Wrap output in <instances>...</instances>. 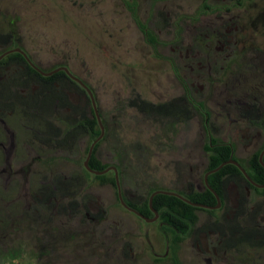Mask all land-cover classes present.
<instances>
[{
	"label": "rangeland",
	"instance_id": "374dc122",
	"mask_svg": "<svg viewBox=\"0 0 264 264\" xmlns=\"http://www.w3.org/2000/svg\"><path fill=\"white\" fill-rule=\"evenodd\" d=\"M238 1L0 0V37L41 69L65 65L89 85L104 125L94 154L140 204L153 190H202L209 134L243 166L264 143L253 115L264 117V0ZM186 100L173 118L139 108ZM11 118L0 120V264H264V244L230 245L225 228L264 220V192L227 183L221 205L197 210L172 246L158 220L120 204L112 170L84 171L86 136L40 146Z\"/></svg>",
	"mask_w": 264,
	"mask_h": 264
},
{
	"label": "trees",
	"instance_id": "16d2710c",
	"mask_svg": "<svg viewBox=\"0 0 264 264\" xmlns=\"http://www.w3.org/2000/svg\"><path fill=\"white\" fill-rule=\"evenodd\" d=\"M241 3L242 0H239L238 4ZM204 6H206V4H204ZM130 9L133 13L134 20L138 23L147 40L154 45L156 43V38L152 34V31L148 29L144 23L139 22L133 8ZM261 15L264 20V10ZM0 39L1 44L5 45L4 48L0 50V54L14 47L25 52L18 44L16 45L15 42L12 41V38H9V34L3 35ZM12 42L14 44H12ZM25 54L31 62L41 69L38 64L31 60L26 52ZM81 81L91 91L95 101V95L91 88H89V85L84 80L81 79ZM75 96L78 98L77 101L74 98ZM186 101L188 103L185 101L180 103L171 102L169 104L156 106L151 105V103L140 101L139 108L142 111H149L161 116L168 115V118H173L176 115H180L181 111L186 112L189 110L192 101ZM189 102L191 103L190 105ZM13 116L14 121L20 123L24 130H26L28 137L33 140L32 142H37V145L39 142L40 146L43 144L49 145L52 144V142L60 144L67 142L69 139L74 141L79 137L85 136L91 143L100 134V127L94 109L91 107L90 99L85 89L82 88L77 81L69 77L63 70H58L50 75H43L34 67L32 68L24 57L15 51L0 59V120H8ZM53 121H57L59 124L55 125ZM23 128L21 130H23ZM23 133H25V131H23ZM98 142L99 140L94 145L93 153L89 159V166L95 170H103L108 166L99 161L94 154ZM263 147L264 143L250 157L247 164L243 166L250 178L258 184H264V167L258 160L259 153ZM204 148L208 153V165L205 169V172H207L227 161L233 146L209 134L208 142L205 144ZM38 153L39 156H44L39 149ZM262 159L264 162V155ZM84 171L89 173L85 167ZM242 174L243 173H241L236 165L225 163L217 171L208 175V184L216 191L221 200L224 193L225 182L229 179L241 182V187L245 190V185L241 180L242 178L246 185H249L253 191L264 192V188L255 187ZM96 177L103 179L105 175L100 174L96 175ZM74 179L75 177L72 176L68 183L58 177L53 180L54 188L67 189L70 184L74 185ZM110 181L115 186L114 176L111 177ZM155 191L157 190H153L149 193L148 197L140 204L138 201L125 198L124 196L123 199L128 206L136 209L144 216L152 218L153 214L150 211L148 199ZM164 191L172 192L177 195L179 194L190 202L210 206L216 204L215 195L207 187H205L204 190H195L191 185H187L183 191ZM152 208L157 211L162 228L170 234L169 243H171L172 246L177 245L178 242L181 241V237L186 234L193 223H195L197 210L212 212L211 209L192 205L180 197L164 194L153 197Z\"/></svg>",
	"mask_w": 264,
	"mask_h": 264
},
{
	"label": "water",
	"instance_id": "95a60500",
	"mask_svg": "<svg viewBox=\"0 0 264 264\" xmlns=\"http://www.w3.org/2000/svg\"><path fill=\"white\" fill-rule=\"evenodd\" d=\"M14 51H15L16 53L21 54V55L24 57V59L27 61V63H28L32 68L34 67V68H35L37 71H39L41 74H43V75H50V74H52V73H54V72H56V71H58V70H63V71H65V72L67 73V75H68L69 77H71L73 80L77 81V82L81 85V87L85 89V91H86V93H87V95H88V97H89V99H90L91 107H93V109H94V113H95V115H96V119H97L98 124H99V127H100V134H99V136H98L97 138H95V139L91 142L90 146L88 147L86 157H85V159H84V161H83V166L85 167V169H86L88 172H90V173H92V174H95V175L104 174L105 172H107V171H109V170H112L113 173H114V182H115V187H116V192H117V198H118L120 204H121L124 208H126L127 210H129V211L135 213L136 215H138L139 217H141L142 219H144L145 221L152 223V222H154V221H156V220L158 219V213H157V211L154 210V209L152 208V200H153V197H154V196L159 195V194L173 195V196H176V197H180V198L184 199L185 201H187L188 203H191L192 205H195V206H198V207H202V208H207V209L217 208V207L220 205V198H219V195L216 193V191H215V190H214V189L208 184V178H207V177H208V175H209L210 173H213V172L217 171L221 166H223V165H224L225 163H227V162H230V163H233L234 165H236V166L240 169V171L243 173V175L245 176V178H246V179H247L252 185H254V186L257 187V188H264V184H258V183L254 182V181L250 178V176L247 174V172H246V170L244 169V167L241 166V164H239V162H237V161L234 160V159H230V160H227V161L221 163L218 167H216V168H214V169H211V170L207 171V172L205 173V175H204V178H203L205 186H206L209 190H211L212 193H213V194L215 195V197H216V201H217L216 205H212V206H210V205H205V204H201V203L190 202L189 200H187L186 198H184L183 196H181V195H179V194L177 195V194L172 193V192H166V191H162V190H161V191H160V190H157V191L153 192V193L149 196V199H148V205H149L150 211H151L152 214H153V217L150 218V217H146V216H144L143 214H141L140 212H138L136 209H134V208L128 206L127 203L125 202V200L123 199V195H122L121 187H120L119 173H118V170H117V168H116L115 166H108V167H106V168L103 169V170H95V169H92V168L89 166V159H90V157H91V155H92V153H93L94 145H95V143H96L98 140L101 139V137H102L103 134H104V125H103V123H102L101 116H100V114H99V112H98V109H97V107L95 106V101H94L93 95H92L91 91L88 89V87H86V85L81 81V79H79L77 76L73 75L72 72H71L66 66H58V67H56V68H54V69H51V70H49V71H43V70L39 69V68H38L33 62H31V61L29 60V58H28V56L25 54V52H23V51H22L21 49H19V48H15V47H14V48H11V49H8V50L2 52V53L0 54V59L3 58L5 55H7V54H9V53H11V52H14ZM263 155H264V147H263V149L260 151L259 156H258V160H259L260 164L264 167V162H263V159H262Z\"/></svg>",
	"mask_w": 264,
	"mask_h": 264
},
{
	"label": "flooded vegetation",
	"instance_id": "af4514ba",
	"mask_svg": "<svg viewBox=\"0 0 264 264\" xmlns=\"http://www.w3.org/2000/svg\"><path fill=\"white\" fill-rule=\"evenodd\" d=\"M259 113H260V109H259V112L258 111H253V115L256 117V119H258V124H260V130L263 132L264 131V117L263 118H261V117L258 118V114ZM251 123L254 126L256 122H251ZM256 136H259V131L256 132ZM227 143L232 145L230 142H227ZM10 151H11L10 148L6 149V156L10 155ZM230 159L236 160L237 162H239V164H241V166H243L242 163L239 161L237 155L235 154L234 147L232 148V151H231V154L229 155V159L228 160H230ZM227 163H230V162H227ZM231 164H233V163H231ZM207 165H208V163H207ZM205 173H204V175H205ZM203 178H204V176H203ZM241 180H242V182L245 185V189L252 190V188H250L249 185H246V183L243 181L242 178H241ZM231 181H234V180H232V179L227 180L225 182V185L227 183H230ZM201 186H202V190H204V188L206 187L205 184H204V180H203V184H201ZM226 188H228V187H226ZM226 188L224 186V190H226ZM226 193H227V190H226ZM224 196H225V194L223 193L222 200L220 199V205H221V203L224 200ZM216 203H217V201H216ZM214 205H216V204H214ZM213 209H215V208H213ZM213 209H211V210H213ZM157 220L159 221V219H157ZM229 221H232V222L227 223L225 228L227 230V234L230 235L229 238L233 239V241H231L229 243L230 245H232L233 243H235V242H237L239 240H245V241L250 242V245H252L253 248H256V246H261V245L264 244V233H263L264 232V223H262V221H264V220H261V219L260 220H257V219H246V220H242V222L235 221V220H229Z\"/></svg>",
	"mask_w": 264,
	"mask_h": 264
}]
</instances>
